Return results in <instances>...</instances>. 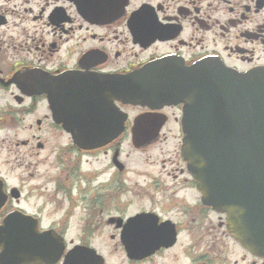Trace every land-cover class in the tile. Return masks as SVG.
I'll list each match as a JSON object with an SVG mask.
<instances>
[{"label":"flooded vegetation","instance_id":"flooded-vegetation-1","mask_svg":"<svg viewBox=\"0 0 264 264\" xmlns=\"http://www.w3.org/2000/svg\"><path fill=\"white\" fill-rule=\"evenodd\" d=\"M215 67L264 69V0H0V264H264L181 157L176 98Z\"/></svg>","mask_w":264,"mask_h":264},{"label":"water","instance_id":"water-1","mask_svg":"<svg viewBox=\"0 0 264 264\" xmlns=\"http://www.w3.org/2000/svg\"><path fill=\"white\" fill-rule=\"evenodd\" d=\"M198 79L192 95L176 98L184 103L181 157L202 202L225 215L231 237L264 257V69L237 74L215 67ZM140 95L135 91L130 101L140 102ZM70 108L71 122H83V113L96 112L97 99H83L75 89ZM53 117L64 126L68 123L61 111ZM70 132L84 149L104 146L122 134L104 129Z\"/></svg>","mask_w":264,"mask_h":264},{"label":"rangeland","instance_id":"rangeland-1","mask_svg":"<svg viewBox=\"0 0 264 264\" xmlns=\"http://www.w3.org/2000/svg\"><path fill=\"white\" fill-rule=\"evenodd\" d=\"M28 122H29V119H28V118H26V119H25V123H28Z\"/></svg>","mask_w":264,"mask_h":264}]
</instances>
